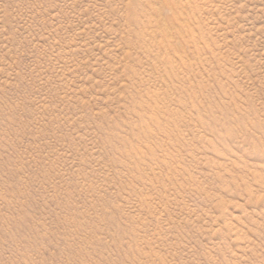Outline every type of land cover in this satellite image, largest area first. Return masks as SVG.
Returning <instances> with one entry per match:
<instances>
[{
    "label": "rangeland",
    "instance_id": "374dc122",
    "mask_svg": "<svg viewBox=\"0 0 264 264\" xmlns=\"http://www.w3.org/2000/svg\"><path fill=\"white\" fill-rule=\"evenodd\" d=\"M0 264H264V0H0Z\"/></svg>",
    "mask_w": 264,
    "mask_h": 264
},
{
    "label": "bare ground",
    "instance_id": "6f19581e",
    "mask_svg": "<svg viewBox=\"0 0 264 264\" xmlns=\"http://www.w3.org/2000/svg\"><path fill=\"white\" fill-rule=\"evenodd\" d=\"M168 41V40H167Z\"/></svg>",
    "mask_w": 264,
    "mask_h": 264
}]
</instances>
